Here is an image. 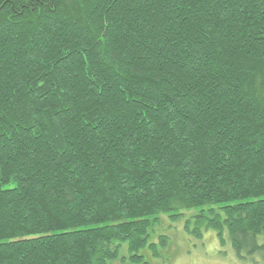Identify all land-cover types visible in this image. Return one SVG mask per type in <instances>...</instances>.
Segmentation results:
<instances>
[{
    "label": "trees",
    "instance_id": "obj_1",
    "mask_svg": "<svg viewBox=\"0 0 264 264\" xmlns=\"http://www.w3.org/2000/svg\"><path fill=\"white\" fill-rule=\"evenodd\" d=\"M184 210L264 261V0H0V264H148Z\"/></svg>",
    "mask_w": 264,
    "mask_h": 264
},
{
    "label": "rangeland",
    "instance_id": "obj_2",
    "mask_svg": "<svg viewBox=\"0 0 264 264\" xmlns=\"http://www.w3.org/2000/svg\"><path fill=\"white\" fill-rule=\"evenodd\" d=\"M182 212L183 215L178 218L161 216L151 230L149 242L158 243L159 254L154 255L149 248L142 250L141 254L148 264H264L258 255L253 259H240L229 243L225 246L219 243L214 231H204L200 239L194 237L185 226L188 219H191L189 226H194L195 219L190 216L197 211ZM160 236L167 237L165 247L160 244ZM116 264L123 263L117 261ZM127 264L132 263L128 261Z\"/></svg>",
    "mask_w": 264,
    "mask_h": 264
}]
</instances>
